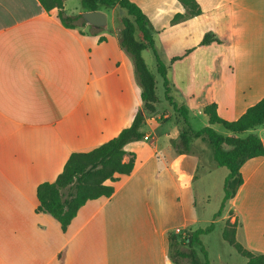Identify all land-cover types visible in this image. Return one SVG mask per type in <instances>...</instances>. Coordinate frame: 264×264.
Returning <instances> with one entry per match:
<instances>
[{"label": "crops", "instance_id": "obj_1", "mask_svg": "<svg viewBox=\"0 0 264 264\" xmlns=\"http://www.w3.org/2000/svg\"><path fill=\"white\" fill-rule=\"evenodd\" d=\"M78 1L71 8L72 0H64L67 14L85 11ZM133 1L158 31L156 50L168 74L174 71L175 82L186 84L187 102L173 100L188 106L193 129L215 125L205 103L216 102L223 118L235 120L264 97V0H198L203 12L175 24V14L185 11L179 0ZM100 10L107 13L106 27L82 20L68 26L40 0H0V264H175L170 231L179 225L195 230L213 220L216 230L230 210L239 217L238 241L264 253V156L242 166L243 183L227 211L197 226L181 128L158 82L160 112L141 127L147 139L126 145L124 159L134 153L135 167L108 181L114 193L88 200L66 230L50 213L37 211L39 184L54 181L72 152L117 136L143 107L133 58L120 42L116 7ZM209 31L223 42L201 44ZM154 65L157 71V60ZM195 107L208 118L202 128L190 117ZM260 128L264 132V124L247 132L264 140ZM198 156L197 172L203 167L212 176L225 167L215 157L206 164ZM166 199L182 208L180 217L165 214ZM221 256L211 262L222 264Z\"/></svg>", "mask_w": 264, "mask_h": 264}, {"label": "trees", "instance_id": "obj_2", "mask_svg": "<svg viewBox=\"0 0 264 264\" xmlns=\"http://www.w3.org/2000/svg\"><path fill=\"white\" fill-rule=\"evenodd\" d=\"M179 1L183 4L185 11L175 14L172 24L183 22L203 12L198 0ZM40 2L49 12L57 9L58 16L68 26L74 25L77 20L86 23L81 13L76 15L66 13L64 0H40ZM82 6L85 10L116 7V20L120 24V42L133 58L137 80L142 87L143 107L134 113L132 123L123 128L117 136L89 151L72 152L63 170L54 181L39 184L37 211L50 213L61 223L63 230H66L79 209L88 200L101 196L110 197L114 193L115 187L108 181L114 182L121 174H130L133 171L136 157L131 152L129 160L126 161L124 157L128 152L125 147L129 142L143 139L145 134L141 131V127L160 112L157 108L159 97L156 92V76L143 55L145 50L151 49L156 56L157 71L164 81L165 98L171 102L175 112L180 116L175 119L181 128L180 138L183 152L190 151L192 138L202 137L213 146L217 165L226 166L229 169V175L224 184V197L215 218L221 216L227 202L236 195L243 183L242 166L250 158L264 156V140L261 137L254 133L241 136L245 131L264 124V97L248 107L235 120L223 118L218 113L216 102L205 103L203 110L209 116L210 124L223 125L229 134L219 133L211 126L195 130L189 120V108L184 104L175 103L170 93L169 66L162 61L156 50L158 31L144 10L133 0H82ZM104 39L105 37H101V40ZM215 41L223 42L215 33L209 31L202 38L201 44H210ZM180 58H182L180 55L174 56L172 61ZM229 213L222 233L223 238L247 258L246 264H264V253L253 251L238 241L236 234L240 224L239 217L234 214L233 210ZM214 228L213 220L206 227L193 230L184 238L188 249H177L176 253L182 259H186L188 264H219L212 263L208 259L207 251H204L205 258H200L195 247L196 244L202 243L200 236L212 232ZM169 241L172 246L177 242V237L169 235Z\"/></svg>", "mask_w": 264, "mask_h": 264}, {"label": "rangeland", "instance_id": "obj_3", "mask_svg": "<svg viewBox=\"0 0 264 264\" xmlns=\"http://www.w3.org/2000/svg\"><path fill=\"white\" fill-rule=\"evenodd\" d=\"M79 6L78 0H72L71 8H75V6ZM117 24V28L119 29L120 24L116 20L115 22ZM113 22L109 17V25H112ZM144 57L149 65L150 69L153 71V73L156 76V80L158 82V93L159 95L162 94V91L164 93V85L162 84V80L160 78V74L156 71L155 65L156 59H155V53L151 49H147L144 51ZM176 75H179L178 73ZM174 71L169 73V82L171 87V95L175 98L177 101H186L187 98L184 96V88H186V84L182 83H176L174 80ZM215 90H212V93ZM207 98V95L201 96L200 100L203 101ZM165 101V100H164ZM197 97L194 99V103L197 104ZM166 107H168V103L165 101ZM188 107V106H187ZM199 107H195L192 109V115L190 114V117L193 118V125L197 128H202L205 124V121L208 122V118L204 113L198 112ZM174 117H179L178 113H173ZM176 121V119H175ZM204 123V124H203ZM217 132L219 133H226L227 130L225 127L221 124H215L212 126ZM257 130L258 134L264 135V132L261 130ZM250 134L249 132H244L241 134V136H247ZM182 149V146H181ZM197 154L201 157L203 163L211 164L214 160V149L213 146L210 144V142L207 139H204L202 137H194L191 140L190 143V151H188L185 154L184 157V164H185V171L188 172L190 176V183L192 187V197L193 202H195V209L197 214L199 215L200 221L197 223V226H204L207 224V219H212V216L221 206V202L223 200L224 196V188H223V182H224V176L226 173H229V169L225 167H221L220 170H217L213 172L212 176L208 175V172L203 167H200V169L196 170L195 163L197 159ZM198 156V157H199ZM227 211V208L225 209ZM228 211V216L230 215ZM170 213L174 219L180 217L182 213V208L178 207V204L175 203H169L167 202V199L165 201V214ZM235 214V213H234ZM222 216V215H221ZM221 216L217 217L220 218ZM228 218V217H227ZM226 218V219H227ZM177 222H180L179 220ZM226 222V221H225ZM225 222H219L217 229L214 230L211 233L208 234H202L201 244H196L195 247L198 250V254L200 258H205V252L207 251L208 259L211 260H217L218 254H221L222 258V264H246L247 258L242 256L236 248L231 245L229 242H227L223 236V229L225 227ZM175 224V223H174ZM177 226V225H176ZM181 228L184 231L183 233H177L176 228L173 231L169 232L170 236H176L177 242L174 243L172 246H170V256L173 262L175 264H188V261L186 259H182L177 253L176 250H186L188 249V245L184 242V238L188 236L193 230L189 228ZM210 247V252L207 250L206 247ZM184 262V263H183Z\"/></svg>", "mask_w": 264, "mask_h": 264}, {"label": "water", "instance_id": "obj_4", "mask_svg": "<svg viewBox=\"0 0 264 264\" xmlns=\"http://www.w3.org/2000/svg\"><path fill=\"white\" fill-rule=\"evenodd\" d=\"M82 17L86 23L93 25L97 28L106 27L108 24L107 13L103 10H85L81 12Z\"/></svg>", "mask_w": 264, "mask_h": 264}, {"label": "built area", "instance_id": "obj_5", "mask_svg": "<svg viewBox=\"0 0 264 264\" xmlns=\"http://www.w3.org/2000/svg\"><path fill=\"white\" fill-rule=\"evenodd\" d=\"M147 138H148V136L146 135V136H145V139H147ZM176 232H177V233H183V234H184V231H183L182 228H177V229H176Z\"/></svg>", "mask_w": 264, "mask_h": 264}]
</instances>
